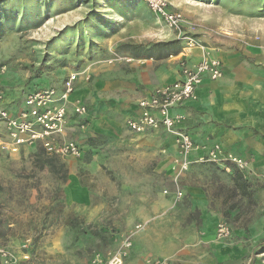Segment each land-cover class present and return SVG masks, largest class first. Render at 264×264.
Here are the masks:
<instances>
[{"label": "rangeland", "instance_id": "obj_1", "mask_svg": "<svg viewBox=\"0 0 264 264\" xmlns=\"http://www.w3.org/2000/svg\"><path fill=\"white\" fill-rule=\"evenodd\" d=\"M168 1L196 23L193 45L143 0H0L7 105L18 104L26 85L59 87L74 72L71 99L89 111L87 125L58 138L75 140L81 156L40 144L0 148V241L18 257L88 264L128 236L122 264H264V164L219 142L213 158V143L195 142L179 170L173 134H136L124 122L128 104L149 85L171 82L195 49L234 48L250 70L264 71V0ZM182 115L178 129L201 141L218 125L203 108ZM235 169L251 182V200L233 191Z\"/></svg>", "mask_w": 264, "mask_h": 264}, {"label": "built area", "instance_id": "obj_2", "mask_svg": "<svg viewBox=\"0 0 264 264\" xmlns=\"http://www.w3.org/2000/svg\"><path fill=\"white\" fill-rule=\"evenodd\" d=\"M147 8L166 27L181 38L196 42L191 35L196 29L183 11L174 8L168 0H143ZM198 62L184 63L180 69V78L153 88L152 92L142 96L135 102L136 109L126 116V126L133 133L163 130L175 136L177 156L174 166L179 170L187 169L192 151L198 150V145L187 133L178 129L183 118L181 113H174L176 107L185 101L194 99L197 86L208 78L216 80L223 76V65L219 57L202 53ZM5 72V66L0 63V78ZM78 75L68 74L61 86L40 85L24 92L16 105H7L5 93L0 80V124L3 126L5 139L0 136V148L15 150L22 145L40 144L55 155L81 156L80 145L74 140L60 141L58 138L67 127L68 116L75 118V124L81 127L87 125L88 108L78 98H72ZM220 145L214 144L209 150V156L216 158L220 153ZM225 157L241 170L248 168L246 158L231 153ZM130 245L129 237L122 240L121 248L109 252L106 257L97 254L88 264H122L123 256ZM0 264H35L30 254L18 257L12 250L0 241Z\"/></svg>", "mask_w": 264, "mask_h": 264}, {"label": "crops", "instance_id": "obj_3", "mask_svg": "<svg viewBox=\"0 0 264 264\" xmlns=\"http://www.w3.org/2000/svg\"><path fill=\"white\" fill-rule=\"evenodd\" d=\"M218 48L214 52L215 55L208 53L215 57L217 54L222 59L223 76L216 80L203 79L197 86L196 98L185 101L173 112L187 115L194 110L203 108L205 115L216 120L218 125L213 124L210 127L211 132L209 133L212 137L208 140L202 139L201 141L188 132L194 142L209 144L219 142L226 150L249 158L254 156L255 163L264 164V137L257 134L264 133V71L250 70L247 66L248 62L242 60L243 57L238 50ZM242 53H246V50L243 49ZM192 54L197 57H185L188 64L198 62L202 56L198 49H195ZM180 76L181 73L173 75L172 81ZM155 85H149L146 89L151 90L140 94L137 99L151 93L153 88L157 87ZM137 99L131 101L130 105L128 104L125 118L136 109ZM71 112L70 110L65 131L69 128L68 126L75 124V118ZM147 133L150 132L141 134ZM204 134L207 136V131ZM171 147L175 150L174 143ZM249 190L252 191V187Z\"/></svg>", "mask_w": 264, "mask_h": 264}, {"label": "trees", "instance_id": "obj_4", "mask_svg": "<svg viewBox=\"0 0 264 264\" xmlns=\"http://www.w3.org/2000/svg\"><path fill=\"white\" fill-rule=\"evenodd\" d=\"M3 86H4V84L2 83V87ZM39 86H40L39 84H29V85H26L20 91L21 97L24 95V92L25 91L30 90V89H33L35 87H39ZM232 183H234V190H233L234 192L238 191L239 195L246 196L250 200L252 199L251 198V193L252 192L249 190L251 188V182H249L245 178V176L243 175V173L240 170H238V169H235L234 170V173H233V176H232ZM261 244L264 245V240L261 242Z\"/></svg>", "mask_w": 264, "mask_h": 264}]
</instances>
